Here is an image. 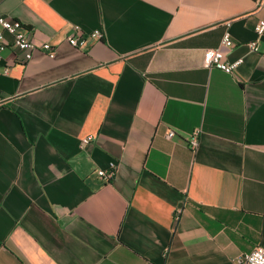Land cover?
<instances>
[{
	"label": "crops",
	"instance_id": "0c3cea01",
	"mask_svg": "<svg viewBox=\"0 0 264 264\" xmlns=\"http://www.w3.org/2000/svg\"><path fill=\"white\" fill-rule=\"evenodd\" d=\"M0 14L54 51L25 61L5 35L0 52V264H232L264 248L257 0H0ZM75 26L103 38L75 49ZM225 32L232 74L202 65Z\"/></svg>",
	"mask_w": 264,
	"mask_h": 264
},
{
	"label": "built area",
	"instance_id": "2783aa9c",
	"mask_svg": "<svg viewBox=\"0 0 264 264\" xmlns=\"http://www.w3.org/2000/svg\"><path fill=\"white\" fill-rule=\"evenodd\" d=\"M258 6L264 8V0H257ZM254 32L257 40L264 33V20H259L255 27ZM5 35L12 38L14 48L22 53L25 61H29L36 50H44L48 52V56L52 58L54 51L49 44L36 46L30 38L29 31L19 21L0 14V52L3 51L8 43L5 40ZM103 38V33L100 30H94L91 33H83L78 26L73 27V32L67 37L69 46L75 49L83 48L89 40L99 41ZM257 40L247 43V48L252 52H257ZM233 43L230 39L228 32H225L220 46L214 49H207L204 51L202 65L205 69H218L226 74H232L236 68L242 63V59H238L233 63L225 62L221 48H231ZM3 98L0 96V104ZM198 133L194 131L188 138V146L195 151L198 147ZM167 137H173L172 131H167ZM90 141V137L83 139L82 143L86 144ZM115 164H110L109 170H98L97 175L102 180L110 181L115 173ZM179 214V213H178ZM232 264H264V248L256 246L249 253H241L232 259Z\"/></svg>",
	"mask_w": 264,
	"mask_h": 264
}]
</instances>
